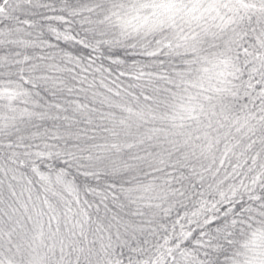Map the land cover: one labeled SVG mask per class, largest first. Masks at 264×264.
<instances>
[{
  "label": "snow or ice",
  "instance_id": "snow-or-ice-1",
  "mask_svg": "<svg viewBox=\"0 0 264 264\" xmlns=\"http://www.w3.org/2000/svg\"><path fill=\"white\" fill-rule=\"evenodd\" d=\"M0 264H264V0H0Z\"/></svg>",
  "mask_w": 264,
  "mask_h": 264
}]
</instances>
